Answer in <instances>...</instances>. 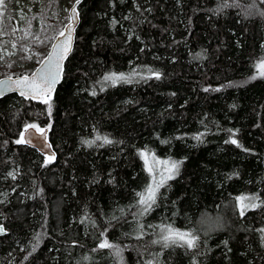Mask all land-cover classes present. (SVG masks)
<instances>
[{
  "label": "trees",
  "instance_id": "1",
  "mask_svg": "<svg viewBox=\"0 0 264 264\" xmlns=\"http://www.w3.org/2000/svg\"><path fill=\"white\" fill-rule=\"evenodd\" d=\"M15 1L6 0L8 22ZM69 1L52 0L47 16ZM77 8L52 99L0 97V264H264V3ZM121 73L130 82L104 80ZM31 124L48 127L54 157L16 143ZM144 151L179 168L140 215L136 193L152 182ZM236 197L257 198L241 215ZM166 226L197 246L153 244ZM105 239L119 257L98 248Z\"/></svg>",
  "mask_w": 264,
  "mask_h": 264
},
{
  "label": "rangeland",
  "instance_id": "2",
  "mask_svg": "<svg viewBox=\"0 0 264 264\" xmlns=\"http://www.w3.org/2000/svg\"><path fill=\"white\" fill-rule=\"evenodd\" d=\"M72 1L70 0L68 6L58 13L54 12L47 16L52 0H16L12 7L13 18L8 22L6 19L9 15L5 0V6L0 7V77L16 75L18 73L15 71L24 70L28 63L36 65L39 62L49 47L52 39L49 40L50 36L53 34L54 37L56 32H60L68 20L67 11ZM262 61L264 58L257 65ZM257 65L256 71L259 75L260 70ZM144 153L148 157V166L153 169L152 175L157 181L160 180L161 175L173 174L174 170L169 172L173 162L168 159L154 161L148 152L144 151ZM165 161L168 163L165 164ZM243 203L247 204L246 201ZM237 204L241 207L239 201Z\"/></svg>",
  "mask_w": 264,
  "mask_h": 264
},
{
  "label": "snow or ice",
  "instance_id": "3",
  "mask_svg": "<svg viewBox=\"0 0 264 264\" xmlns=\"http://www.w3.org/2000/svg\"><path fill=\"white\" fill-rule=\"evenodd\" d=\"M80 0H76V3L78 4ZM261 3H264V0H261ZM5 6V0H0V7ZM251 7H255V3L251 5ZM73 14H75V8L72 9ZM63 35V33H61ZM15 47V45H13ZM62 51L66 53L68 51V45L67 43L62 46ZM64 58L63 55H59L55 62L49 57L48 63L40 69L38 72L33 73L31 77L24 76L23 78H19L14 81L16 85H23L26 89L28 94H31L34 97H44L47 96L48 93L52 91L54 88V85L58 82L59 74L61 71L60 63L59 61ZM257 68L260 70L259 75L264 77V61L260 62L257 65ZM156 78H159V74H155ZM256 76H252L250 79H256ZM8 80H11V77L8 78ZM105 81H111L112 84H116L117 82L123 81V82H130L123 73L116 75H106L104 77ZM0 83H8V81H3ZM207 91V89H205ZM21 95H26L24 91L21 92ZM42 102L48 103V99H44ZM29 128H36L37 126L35 124L28 125ZM27 131V128L25 129ZM37 131H40L43 133V130L40 128H37ZM196 139H200L199 136L195 137ZM97 139H100L99 136H97ZM24 142V136L23 133L21 134V138L16 141L17 144ZM105 143H110L107 138H104ZM227 142V141H226ZM233 144H237V141L235 139H232L230 141ZM86 143L91 144V141H86ZM239 146V145H238ZM140 155L145 160L146 170L149 172L150 175L153 173V169L148 166V157L144 152H141ZM154 159V158H153ZM165 164L168 162L165 161ZM179 163L173 162L171 165V169H169V172L171 173L173 170H178ZM172 179V174H169L167 176L161 175V178L159 181L156 180V177L152 175V182L147 184L145 186L144 191L137 192L136 195L139 197L138 204L141 206L140 215H143L144 213H147L151 210L152 206L156 203L157 194L159 191V188L162 187L166 180ZM257 197H236L237 201L241 203V215H244V211L247 209L248 205L244 204L243 202L245 200L249 199H256ZM257 205H252V207H256ZM261 231H264L262 229ZM197 237L190 233V232H184L180 231L178 229H174L171 226L162 227L160 231V238L158 240H153V244H161L162 247L168 248L172 245H180V246H186L187 248H195L197 246L196 244ZM98 248L104 249L108 248L113 250V254L117 257L121 254V249L116 247L115 245L109 243L107 239L103 240L98 244Z\"/></svg>",
  "mask_w": 264,
  "mask_h": 264
},
{
  "label": "water",
  "instance_id": "4",
  "mask_svg": "<svg viewBox=\"0 0 264 264\" xmlns=\"http://www.w3.org/2000/svg\"><path fill=\"white\" fill-rule=\"evenodd\" d=\"M78 4L76 3V0H74L71 3V5L68 7V11H67L68 20L65 22L61 32L58 33L52 40L49 46V49L44 55V57L38 62V64L33 68L31 72H29L28 74H18L14 76L0 77V82L8 81V83L6 84L0 83V97L6 94L14 93L25 99H30L32 101L39 102V103H44L42 102L44 99H48V100L52 99L55 89L62 79L65 60L67 59L68 55L72 51L73 44L75 41L76 27L79 22V15H78V8H77ZM73 8H75V14H73L72 12ZM61 33H63V35ZM66 43L68 45V51L64 53L62 51V46L65 45ZM59 55H63L64 58L59 61L61 71L59 74L58 82L54 85V88L52 89L50 93L47 94V96L34 97L31 94H28L27 89L23 85L18 86L14 83V81L19 78H23L24 76L31 77L33 73L38 72L48 63L50 56L55 62L56 58ZM9 77H11L10 81L8 80ZM22 91H24L26 95H21ZM26 128H27V131H25ZM40 129L43 130V133H41L40 131H37V127L36 128L25 127L21 132V134L23 133V136H24L23 143L31 148H34L38 153H40L44 157H54L55 151L53 149V146L48 136L49 129L47 126L41 127ZM4 233H6V230L3 227V225L0 224V235H3Z\"/></svg>",
  "mask_w": 264,
  "mask_h": 264
}]
</instances>
